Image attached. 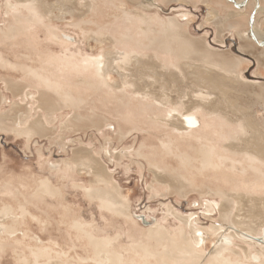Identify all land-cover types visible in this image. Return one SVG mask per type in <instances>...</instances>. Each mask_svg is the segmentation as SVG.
I'll use <instances>...</instances> for the list:
<instances>
[{
    "label": "rangeland",
    "instance_id": "rangeland-1",
    "mask_svg": "<svg viewBox=\"0 0 264 264\" xmlns=\"http://www.w3.org/2000/svg\"><path fill=\"white\" fill-rule=\"evenodd\" d=\"M96 1L99 4L96 5L94 12L85 14L84 18L67 14L64 16L66 21L58 20L59 16L55 10L54 16L57 18L52 17L50 24L47 22L46 28L29 26L26 37L3 38L0 32V55L8 63L3 65L5 67L0 66V116L7 123L9 121L13 123V119L19 116L28 122L36 121L41 116L50 119L47 122L48 132L32 136L29 140L9 131H0V205L6 201L13 204L17 198L22 202L25 199V205L29 210L28 216L26 215L25 221L23 220L24 222L18 226L19 230L15 235L5 236L1 229L0 238L6 240L2 241L4 247L0 251V264H22L19 261L20 254L24 253L29 258V249L35 247L50 252L51 255L60 257L68 263L78 261L79 264H94L90 260H84L88 256L91 257L89 247L86 246L87 249H85L84 246L87 240L85 234L88 233L99 238L108 237L116 240V242L112 241L113 249L122 251L125 257H130L132 255L125 251L135 244L143 243V232L157 225L162 226V233L167 231L170 236L177 235L182 228L194 246L202 249L201 262L203 263L207 262V258L219 245V241L223 240L220 236L228 228V232L223 235L233 234L232 249L241 251L247 247L251 255L256 254L260 258L258 262L252 264H264V234L262 231L252 237V239H260L262 242L260 244L255 241L252 244L241 235L252 229H258L260 223L264 221L262 210L248 213L234 210V221L241 220L237 226L227 225L225 229L219 231L220 233H212L211 228V226L220 224L221 221L220 204L223 199L212 192L217 186V183L215 184L217 179L222 188L233 189L235 185L253 184L252 177L247 176L241 180L229 176L226 170V173L215 175L210 170L202 176L192 169L188 172L183 171V173L193 178L198 188L186 193L172 191L164 183L173 170L179 169V164L175 162V158L163 160L160 158L163 156L161 142L171 137L172 132L170 134L168 128L159 127L150 120L149 112L141 114L137 110L139 109L137 100L125 106L123 103L127 105L129 101L122 97L119 91L110 92L108 88L96 81L92 74L95 66L94 60L100 55L105 56L106 53L113 52V48L104 38L110 36L118 38L117 41L119 43L121 41L120 45L130 46L122 42L121 38L133 34L138 35L139 23L136 20L141 14L163 20L177 18L180 23L187 24V33L193 40L202 39L204 44L212 50L221 53L228 52L232 56L239 55V59L247 60L241 65V75L245 82L257 81L264 84V68H258L251 55L241 54L238 51L240 42L234 32L227 33L226 31L222 38L217 35V28L207 21V8L202 3L192 6L185 0L184 5L173 2L166 6L160 3L149 6L143 0H125V4L121 5L112 1L113 7L111 8L108 5L109 2ZM46 2L48 6L53 5V8H57L61 0H46ZM56 5L57 7H54ZM255 6L256 3L254 5L252 0H249L241 6V9L244 8L250 13L249 15L253 14V19L257 18L258 33L264 35V6L258 14V9L255 13L253 12ZM119 8L129 10V15L133 19L132 24L126 27L123 19L118 17L122 15ZM115 16L117 19H114ZM80 18L84 21H92L84 27L79 25L86 31L85 35L78 28L71 26L78 24ZM12 23L13 18L6 13L5 1L0 0V31H6ZM249 27L251 28V22H248L247 29ZM116 28L119 34L107 31ZM48 30H57L58 36L59 33L62 34L60 38L54 39L55 37L51 36ZM95 34H99L103 42L93 40L97 37ZM64 35L74 37V41L66 39ZM118 45L116 43L114 48L119 49ZM85 63L89 64L86 69L84 68ZM25 68L27 70L32 68L39 74L44 71V74L55 75V79H58L56 81L62 83L61 89L65 92L71 91L76 98L85 100L81 108L75 110L69 105L59 104L60 106H57L54 102L58 111L54 110L55 112L48 118L41 108L39 93L47 89L43 84L26 77L28 75ZM114 74L113 78L118 80L117 75ZM134 79L137 77L131 80ZM10 82L24 86V91L14 95L12 90H8ZM171 89L175 90L174 84H171ZM254 105L255 110L260 115H264V112L260 110L261 105L259 103ZM76 111L83 117L94 116L95 125L89 124L81 127L67 125V122L75 116ZM172 138L175 139V136ZM176 146L181 151L186 150V144L183 142H178ZM182 146L185 147L181 149ZM140 149L147 157L143 158L138 155ZM77 153L86 154L95 164H98L97 166L105 175L109 190L112 193L115 191L118 197L127 202V216L112 215L99 206L98 200L87 197L86 190L91 188L95 180L93 170L80 165H74L70 170V167L66 165ZM155 163L159 166L158 170H154L151 166ZM228 177H230L229 180ZM43 180H48L57 193L53 196L34 194L33 192ZM5 182L11 183L7 194L6 190L1 187ZM208 186L211 190L207 189ZM208 191H211L209 195ZM75 221L84 229L83 232L76 229ZM150 246L153 247L155 244ZM169 255L173 261H176L175 252H170ZM243 261L247 263V260Z\"/></svg>",
    "mask_w": 264,
    "mask_h": 264
},
{
    "label": "bare ground",
    "instance_id": "bare-ground-1",
    "mask_svg": "<svg viewBox=\"0 0 264 264\" xmlns=\"http://www.w3.org/2000/svg\"><path fill=\"white\" fill-rule=\"evenodd\" d=\"M4 1L6 13L13 18V23L6 31L0 32L3 38L12 39L16 36L26 37L29 26H44L46 28L47 22L50 24L52 17L54 19L56 17L54 16L55 10L59 16L58 20H64V16L67 14L83 17L89 12H94L96 5L99 4L96 0H61L59 8L57 5L54 6L57 8H53V5L48 6L46 0ZM102 1L105 3L109 2L108 5L111 8L113 7L112 1L120 5L125 4V0ZM143 1L149 6H153L156 3L165 6L173 2L179 5H184L185 3V0ZM186 1L192 6L198 3L205 5L207 8V21L213 23L217 28V35L222 38L226 31L227 33L234 32L240 42L238 51L241 54L246 53L251 55L257 67L264 68V35L258 33L257 18L253 19V14L249 15L248 11L244 8L241 9V6L249 0H229L230 2L228 0ZM252 2L254 5L256 3L253 12L255 13L258 9V14L264 6V0H252ZM114 7L117 8L116 5ZM119 10L122 15L118 17L123 19L126 27L129 26L128 24H132L133 19L129 15V10H122L120 8ZM224 12L227 13L223 14ZM96 16L95 18H98ZM114 19H117V17L115 16ZM91 22L81 20L80 18L78 24L75 23L71 26L78 28L85 35L86 31L79 25H83L84 27ZM136 22L139 23L138 35L135 36L133 34L121 38L122 42L130 46L120 45L121 41L119 43L117 41L118 38L115 39L111 36L104 38L113 48V52L106 53L105 56L100 55L94 60L95 66L92 74L94 79L108 88L110 92L113 90L119 91L118 93L129 101L127 105L123 103L125 106L130 105L129 103L133 100H137L139 108L137 110L141 114L149 112L150 120L159 125V127L168 128L170 134L172 132V136H175V139L171 136L161 142L163 156L159 157L162 160L175 158V162L179 164V169L173 170L169 176L164 173L170 178V181L168 178L164 184H167L172 191H180L182 193L196 190L198 187L193 178L187 177L183 173V171L188 172L192 169L202 176L210 170L213 171V175L226 173V170L229 176L241 180H244L247 176L252 177L251 180H254L253 184H251L252 181L251 185L245 182L246 184L244 185H235L234 188L232 187L233 189H226V187L224 189L221 187L218 179L217 181L215 180L217 186H215L212 192L223 199V201L220 204V224L211 226L212 233L225 229L227 225L237 226L241 222V220L238 222L234 221V210L237 212L245 211L247 213L262 210L264 213V115H260L255 110L256 106L254 105L259 103L261 105L260 110L264 112V84H260L257 81V83L243 81L241 65L247 60L239 59V55L232 56L228 52L221 53L212 50L204 44L202 39L193 40L189 33H187V24L180 23L177 18L163 20L154 18V16L150 17L141 14ZM248 22H251V28L249 27V29H247ZM56 31L48 30L49 34L55 37L54 39L56 37L60 38L62 34L59 33L60 35L58 36V31L57 33ZM107 31L119 32L117 28ZM95 35L97 37H94L93 40L103 42L99 34ZM64 37L74 41V37L72 38L68 35H64ZM63 43L66 44V42ZM116 43L120 45H118L119 49L114 48ZM66 45L68 46L69 44L67 43ZM255 51L258 52L255 53ZM6 64L8 63L0 55V66ZM87 65L89 66V64L83 65L85 69L88 68ZM25 69L28 75L26 77L43 84L47 89V91L42 90L39 93L41 108L48 118L55 112L54 110H57L56 107L61 104L62 106L69 105L75 110L80 109L81 105H83L84 99L76 98L71 91L65 92L61 89L62 83L56 81L58 79H55V75L44 74V71L42 74H39V72L32 68ZM113 74L117 75L118 80L113 78ZM133 77H137V79L131 80ZM140 78L142 79L140 80ZM80 81L83 80L80 79ZM171 84H174V91L171 89ZM8 87L10 88L8 90H12L14 95L21 94L24 91V86L14 82L8 83ZM54 102L57 103V106H55ZM71 119L67 122V125L72 127H81L89 124L95 125L94 116L83 117L77 111ZM49 121L50 119L41 116L36 121L28 122L19 116L13 119V123L12 121L7 123L0 116V131H9L16 136L29 140L32 136L48 132L49 126L47 127V122ZM178 142L186 144V150L181 151L176 146ZM184 147L182 146L181 149ZM144 154L140 149L138 155L143 156V158L147 157ZM92 163H94L92 158L87 157L86 154L77 153L66 165L70 167V170L74 165H80L88 169L91 168L95 180L91 188L86 190L87 197L92 200H98L99 206L112 215L127 216V202L118 197L119 195L117 196L115 191L112 193L109 190L101 168L97 166L98 164ZM151 166L154 170L159 169L157 163ZM9 185L11 186V183L5 182L1 186L6 190V194L9 191ZM232 185H234L233 182ZM207 189H210L209 186ZM33 193L53 196L57 193V190L51 186L48 180H43ZM208 193H211V191H208ZM25 204L26 200L24 199L22 202L19 198L13 204L7 201L1 203L0 231L3 229L2 232L5 236L15 235L19 230L18 226L25 221L26 215L28 216L29 214V210H27ZM179 219L182 220L181 218ZM74 225L76 229L83 232L84 229L81 228V225L77 221L74 222ZM161 229L162 226L157 225L155 228L143 232V243L135 244L125 251L127 254L132 255L130 257H125L122 251L119 252L113 249L112 241L116 242V240L108 237L99 238L93 236V234L84 233L87 238L86 245H84L85 249H87L86 246L89 247L91 253V257L88 256L84 260H90L94 264H252L253 262H258L260 259L256 254L251 255L247 247L243 248V250L241 249V251L232 249L231 237L233 234L223 235L228 232V228L220 236L223 240L219 241V245L207 258L206 263L201 262L202 249H197L194 246L192 240L186 236L182 228H180L177 235L171 236L167 231H164L166 234L162 233ZM259 231H262L264 234V221L260 223L258 229L247 231L244 235L241 232H238V234L244 236L242 238L247 239L252 244L254 243L253 241L260 244L262 243L260 239H252L253 236L260 233ZM4 240L6 239L0 238V251L4 247L2 242ZM148 243L150 245L155 244V246L152 247ZM169 249H171L170 252L176 253V261L171 259ZM29 252V258L24 253L20 254V263L79 264L78 261L68 263V261L66 262L60 257H55L50 252L37 247L30 248ZM243 260H247V263Z\"/></svg>",
    "mask_w": 264,
    "mask_h": 264
}]
</instances>
